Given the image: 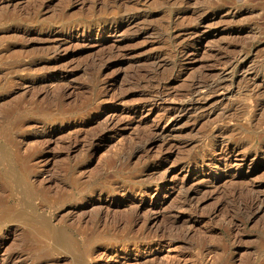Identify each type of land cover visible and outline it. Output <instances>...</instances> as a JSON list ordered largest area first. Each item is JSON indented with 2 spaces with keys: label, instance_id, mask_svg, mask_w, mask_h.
<instances>
[{
  "label": "rangeland",
  "instance_id": "obj_1",
  "mask_svg": "<svg viewBox=\"0 0 264 264\" xmlns=\"http://www.w3.org/2000/svg\"><path fill=\"white\" fill-rule=\"evenodd\" d=\"M0 264H264V0H0Z\"/></svg>",
  "mask_w": 264,
  "mask_h": 264
},
{
  "label": "bare ground",
  "instance_id": "obj_2",
  "mask_svg": "<svg viewBox=\"0 0 264 264\" xmlns=\"http://www.w3.org/2000/svg\"><path fill=\"white\" fill-rule=\"evenodd\" d=\"M255 39V38H254ZM237 58V57H236ZM198 80V79H197ZM202 80V79H201ZM222 80V79H221ZM217 81L214 85H213V87H211V85L210 84H208L207 83V81H205V80H203V81H196V82H194V83H192L191 85H190V87H189V90H188V92H187V96L186 95H184V97L186 98V102H185V104H187V106H194L195 107V105L197 104V103H199L200 101V97H199V99L198 98H195V93H198V90L199 89H207V92H214L215 91V89L216 88H220V86H221V82L222 81ZM183 96V95H182ZM205 96V95H204ZM179 97V96H178ZM181 102V101H180ZM193 107V108H194ZM180 115V114H179ZM163 118V117H162ZM176 118V117H175ZM174 118V115L173 114H166V115H164V120L166 121V124L167 123H169V122H173V121H176V119ZM178 118V117H177ZM102 135V134H101ZM150 141V140H149ZM245 200V199H244ZM252 200H254V199H252ZM255 201V200H254ZM258 201V200H257ZM250 202V201H249ZM258 203V202H257ZM256 203V204H257ZM242 204V203H241ZM244 204H246V203H244ZM251 204V203H250ZM254 204V203H253ZM260 204V203H259ZM250 206V205H249ZM253 206V205H252ZM255 206V205H254ZM245 208V207H244ZM248 208V207H247ZM135 210V209H134ZM69 241V240H68ZM67 242V241H66ZM70 242V241H69ZM68 242V243H69ZM70 246H72V245H70Z\"/></svg>",
  "mask_w": 264,
  "mask_h": 264
}]
</instances>
